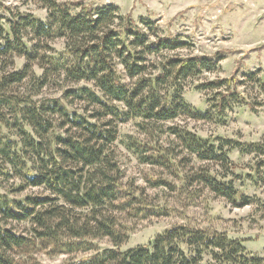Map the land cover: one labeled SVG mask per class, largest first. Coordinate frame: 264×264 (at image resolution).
<instances>
[{
    "label": "trees",
    "instance_id": "16d2710c",
    "mask_svg": "<svg viewBox=\"0 0 264 264\" xmlns=\"http://www.w3.org/2000/svg\"><path fill=\"white\" fill-rule=\"evenodd\" d=\"M37 1L47 12L45 21L12 12L11 19L0 16V72L12 67L15 57L25 60L22 70L0 75V176L10 174L20 181L7 194L28 188L41 191L23 199L0 193V264H26L17 257L37 242L57 254L91 253L70 264H264V257H248L240 241L185 226L172 227L147 245L120 251L127 230L116 216L145 219L156 212H149L125 190L111 149L118 139V124L130 119L162 123L186 116L222 121L235 107L253 105L237 88L248 83L264 92L261 70L245 74L242 81L232 77L199 86L210 94L208 110L200 114L183 99L184 83L213 72L215 62L167 56L186 44L161 37L150 19L134 22L119 15L117 7ZM54 40H63L61 52L47 46ZM34 66L42 71L39 78ZM54 75H63L66 84L92 88H69L59 99L36 101ZM30 77L25 94L18 93ZM74 103L86 105L84 114L73 109ZM87 107L94 108L90 116ZM168 131L188 155L217 164L224 175L232 150L264 157V140L241 144L202 140L179 128ZM126 147L144 164L166 165L165 156H144L146 151L132 142ZM256 167L264 173V159ZM186 180L234 206L248 202L232 181L218 180L205 168L191 172ZM10 223L27 224V235L17 234ZM102 239L112 248L97 249L94 242Z\"/></svg>",
    "mask_w": 264,
    "mask_h": 264
},
{
    "label": "rangeland",
    "instance_id": "374dc122",
    "mask_svg": "<svg viewBox=\"0 0 264 264\" xmlns=\"http://www.w3.org/2000/svg\"><path fill=\"white\" fill-rule=\"evenodd\" d=\"M68 2V0H62ZM85 7H117L119 15L139 22L141 18L155 22L163 38L179 39L185 47L170 54L178 57H203L215 62L213 72H204L184 83L183 99L200 114L208 110L207 91L197 88L219 79L235 77L238 81L248 73L261 70L264 75V0H74ZM32 15L41 21L47 12L37 0H0V16L11 19L10 13ZM78 12L77 9L72 10ZM56 53L64 49L63 40L47 43ZM25 65L23 58L15 57L13 66L3 73L20 71ZM36 78L42 71L32 68ZM31 77L19 88L25 94ZM254 90L250 84L237 88L240 96L253 105L243 104L228 112L225 119L203 120L186 116L173 121L154 123L130 119L117 126L118 139L112 146L115 161L121 171L125 190L149 211L156 212L147 218L133 215H117L127 230V239L119 247L127 251L150 243L157 235L175 227L202 229L224 234L228 239L242 242L250 258L264 257V173L258 172L256 163L264 157L242 155L238 150L228 153L229 168L224 175L217 164L202 163L179 147L168 131L179 128L189 131L202 140L216 138L232 140L241 144H258L264 140V92ZM89 87L80 83L66 84L63 75H54L34 97L36 101L59 99L69 88ZM248 87V88H247ZM258 92L259 95H256ZM254 100L258 103L255 105ZM88 108V107H87ZM73 109L84 114L86 105L74 103ZM93 107L88 108L87 116ZM134 143L146 153L144 156L167 157L166 165L144 164L128 149ZM171 155V156H170ZM200 168L209 170L218 180L232 181L234 189L248 199L244 206H234L216 197L201 185L186 180L191 172ZM20 181L5 173L0 176V193L7 194L17 188ZM17 190V189H16ZM40 190L28 188L9 198L23 199L38 194ZM17 234L27 235V224L8 225ZM97 249L112 248L106 239L94 242ZM91 253L74 255L57 254L52 247L37 242L24 256L17 257L26 264H70Z\"/></svg>",
    "mask_w": 264,
    "mask_h": 264
}]
</instances>
